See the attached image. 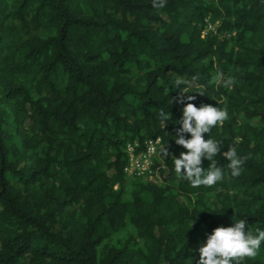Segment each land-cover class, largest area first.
<instances>
[{
    "label": "trees",
    "instance_id": "1",
    "mask_svg": "<svg viewBox=\"0 0 264 264\" xmlns=\"http://www.w3.org/2000/svg\"><path fill=\"white\" fill-rule=\"evenodd\" d=\"M188 102L229 112L212 187L174 169ZM156 136L164 181L127 179L126 143ZM238 218L264 230V0H0V264H197L191 245ZM240 264H264V242Z\"/></svg>",
    "mask_w": 264,
    "mask_h": 264
},
{
    "label": "clouds",
    "instance_id": "2",
    "mask_svg": "<svg viewBox=\"0 0 264 264\" xmlns=\"http://www.w3.org/2000/svg\"><path fill=\"white\" fill-rule=\"evenodd\" d=\"M166 3L167 0H152L155 8H163ZM198 81L199 77L196 75H193L191 79L176 78L175 87L185 85L176 102L184 103L185 98L187 101H194L195 96L185 97L184 94L192 92L189 89ZM215 82L230 88L236 81L232 76L225 77L223 70H218ZM196 92L205 95L203 88ZM159 117L166 122L171 118V113L161 109ZM228 119L229 112L226 107L205 104L198 108L194 103L188 102L183 108L182 119L178 121L181 127L177 129L175 143L187 151L181 152L179 158L173 157L174 169L182 179L190 182L192 187H212L224 179V168L216 159L222 145L220 140L210 137L212 129L218 125L222 126ZM186 133L190 134V139L185 138ZM204 134H208V139H205ZM161 154L164 157L169 155L165 145L161 148ZM223 156L229 161L226 166L231 176L239 177L246 158L238 155L235 144L229 145L228 151L224 152ZM205 159L210 162L207 169L202 167ZM247 224L246 219L238 218L233 219V225L230 227L215 228L203 246L199 247L197 264H240L245 258H255L264 242V230L257 228L254 233L248 227L246 231Z\"/></svg>",
    "mask_w": 264,
    "mask_h": 264
},
{
    "label": "built area",
    "instance_id": "3",
    "mask_svg": "<svg viewBox=\"0 0 264 264\" xmlns=\"http://www.w3.org/2000/svg\"><path fill=\"white\" fill-rule=\"evenodd\" d=\"M217 20H212L210 16L204 18L201 24L202 33L216 34ZM218 36H224L220 34ZM163 142L160 136L144 139L142 142L137 139L127 142L125 145L126 163L123 166V172L127 179H140L143 182L164 181V175L160 171L163 163H159L160 150ZM158 166H157V164Z\"/></svg>",
    "mask_w": 264,
    "mask_h": 264
},
{
    "label": "rangeland",
    "instance_id": "4",
    "mask_svg": "<svg viewBox=\"0 0 264 264\" xmlns=\"http://www.w3.org/2000/svg\"><path fill=\"white\" fill-rule=\"evenodd\" d=\"M216 73H214V78L216 76ZM178 78V76H174V79L172 80V85L175 87V84H174V81L175 79ZM179 78H185V77H179ZM185 87V85H179V86H176L175 88H177L178 90L182 91L183 88ZM162 159H163V156L160 154L159 155V163L162 164ZM160 181H158L157 183H159ZM130 183V182H129ZM128 189V188H127ZM126 198H129V195L126 194ZM119 236V234H116L113 238V240H115L117 237ZM204 243L202 242H198V243H195V244H192L191 245V249L197 254V256L199 257V247L203 246Z\"/></svg>",
    "mask_w": 264,
    "mask_h": 264
}]
</instances>
